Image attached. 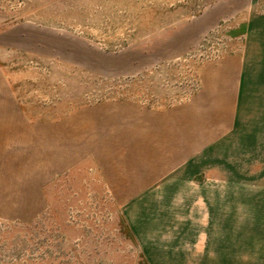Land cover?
I'll list each match as a JSON object with an SVG mask.
<instances>
[{
	"label": "rangeland",
	"instance_id": "rangeland-1",
	"mask_svg": "<svg viewBox=\"0 0 264 264\" xmlns=\"http://www.w3.org/2000/svg\"><path fill=\"white\" fill-rule=\"evenodd\" d=\"M0 264H264V0H0Z\"/></svg>",
	"mask_w": 264,
	"mask_h": 264
}]
</instances>
